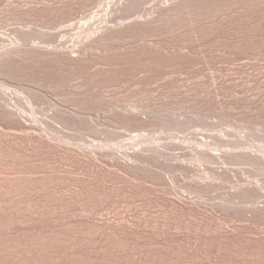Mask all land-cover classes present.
<instances>
[{"label": "rangeland", "instance_id": "374dc122", "mask_svg": "<svg viewBox=\"0 0 264 264\" xmlns=\"http://www.w3.org/2000/svg\"><path fill=\"white\" fill-rule=\"evenodd\" d=\"M135 1L0 0V264H264V0Z\"/></svg>", "mask_w": 264, "mask_h": 264}, {"label": "bare ground", "instance_id": "6f19581e", "mask_svg": "<svg viewBox=\"0 0 264 264\" xmlns=\"http://www.w3.org/2000/svg\"><path fill=\"white\" fill-rule=\"evenodd\" d=\"M138 1H139V0H138ZM138 1H137V2H138ZM137 2L135 1V3H137ZM140 2H141V1H140ZM145 2H146V1H145ZM184 2H185V1H184ZM131 3H132V2H131ZM135 3H134V4H135ZM138 3H139V2H138ZM177 3H178V2H177ZM181 3L183 4V0H182ZM181 3H180V4H181ZM192 3H193V2H192ZM166 4H167V3H166ZM185 4H186V2H185ZM131 5H132V4H131ZM142 5H143V1H142ZM172 5H173V4H172ZM174 5H175V4H174ZM174 5H173V6H174ZM177 5L179 6V3H178ZM186 5H189V2H188ZM190 5H191V2H190ZM125 6H126V5H125ZM128 6H129V5H128ZM132 6H133V5H132ZM137 6H138V4H137ZM135 7H136V6H135ZM166 7H167V6H166ZM170 7H171V6H170ZM179 7H180V6H179ZM179 7H178V8H179ZM182 7H183V6H182ZM184 7H185V6H184ZM123 8H124V7H123ZM163 8H165V7L163 6ZM172 8H174V7H172ZM186 8H187V7H186ZM125 9H126V8H125ZM127 9H128V7H127ZM127 9H126V10H127ZM129 9H130V8H129ZM169 9H170V8H169ZM122 10H123V9H122ZM122 10H121V11H122ZM126 10H125V11H126ZM166 10H167V9H166ZM172 10H173V9H172ZM176 10H177V9H176ZM181 10H182V9H181ZM181 10H180V11H181ZM186 10H187V9H186ZM168 11H169V10H168ZM123 12H124V11H123ZM129 12H130V10H129ZM165 12H166V11H165ZM121 13H122V12H121ZM125 13H126V12H125ZM127 13H128V10H127ZM160 13H161V11H160ZM173 13H174V12H173ZM178 13H179V12H178ZM178 13H177V14H178ZM162 14H163V13H162ZM168 14H169V13H168ZM168 14H167V15H168ZM171 15H172V14H171ZM175 15H176V14H175ZM160 16H161V15H160ZM162 16H163V15H162ZM162 16H161V17H162ZM168 17H169V16H168ZM173 17H174V16H173ZM162 19H163V18H162ZM131 23H132V22H131ZM131 23H130V24H131ZM152 23H153V22H152ZM152 23H151V24H152ZM72 24H73V23H72ZM72 24H69V25H72ZM74 24H75V23H74ZM121 24H122V23H121ZM124 24H125V23H124ZM139 24H140V23H139ZM147 24H148V23H147ZM75 25H76V24H75ZM122 26H123V25H122ZM128 26H129V25H128ZM131 26H133V25H131ZM69 27H70V26H69ZM71 27H73V26H71ZM110 27H111V26H110ZM110 27H109L108 31L110 30ZM121 28H122V27H121ZM126 28H127V27H126ZM69 29H71V28H69ZM112 29H113V28H112ZM114 29H115V28H114ZM114 29H113V30H114ZM122 29H123V28H122ZM132 29H133V27H132ZM65 30H66V29H65ZM61 31H62V30H61ZM110 31H111V30H110ZM110 31H109V32H110ZM130 31H131V30H130ZM103 32H105V31H103ZM115 32H116V29H115L114 32L112 31L111 33H115ZM92 33H93V32H92ZM95 33H97V32H95ZM107 33H108V32H107ZM115 34H116V33H115ZM115 34H114V35H115ZM103 35H104V34H103ZM108 35H109V34H108ZM110 35H111V34H110ZM112 35H113V34H112ZM101 36H102V35H101ZM0 37H1V36H0ZM2 37L4 38L3 35H2ZM2 37H1V38H2ZM102 37H103V36H102ZM105 37L107 38V36H105ZM112 37H113V36H112ZM3 38H2V39H3ZM106 38H105V39H106ZM30 41H31V40H30ZM88 41H89V40H88ZM14 42H15V41H14ZM93 42H94V41H93ZM19 43H20V42H19ZM12 44L14 45L13 42H12ZM12 44H10V46H11ZM80 44H81V42H80ZM82 44H83V43H82ZM85 44H86V43H85ZM93 44H94V43H93ZM17 45H18V44H17ZM17 45H16V46H17ZM22 45H23V43H22ZM89 45H90V44H89ZM10 46H9V47H10ZM23 46H24V45H23ZM82 46H83V45H82ZM85 46H86V45H85ZM92 46H93V45H92ZM92 46H91V47H92ZM94 46H95V45H94ZM0 47H1V46H0ZM14 47H15V45H14ZM14 47H13V49H14ZM18 47H19V45H18ZM21 47H22V46H20V48H21ZM78 47H79V46H78ZM83 47H84V46H83ZM3 48H4V47H3ZM6 48H7V47H6ZM35 48H36V47H35ZM88 48H89V47H88ZM4 49H5V48H4ZM10 49H11V48H10ZM15 49H16V48H15ZM24 49H25V48H24ZM24 49H23V50H24ZM79 49H80V48H79ZM79 49H78V50H79ZM93 49H95V48H93ZM20 50H21V49H20ZM20 50H19V51H20ZM33 50H35V49L33 48ZM36 50H37V49H36ZM86 50H87V49H86ZM1 51H2V50H1ZM4 51H6V50H3L2 52L4 53ZM7 51H8V50H7ZM7 51H6V53H7ZM24 51H25V50H24ZM87 51H88V50H87ZM91 51H93V50H91ZM22 52H23V51H22ZM22 52H21V53H22ZM29 52H30V51H29ZM29 52H28V53H29ZM33 52H34V51H33ZM89 52H90V51H89ZM0 53H1V52H0ZM3 53H1V54H3ZM8 53H10V50H9ZM8 53H7V54H8ZM15 53H16V52H15ZM23 53H24V52H23ZM26 53H27V52H26ZM28 53H27V54H28ZM30 53H31V52H30ZM30 53H29V54H30ZM44 53H45V52H44ZM81 53H82V50H81ZM1 54H0V56H1V58H2V56H3L5 53H4L3 55H1ZM10 54H11V53H10ZM16 54H17V53H16ZM82 54H83V53H82ZM11 55H12V54H11ZM19 55H20V54H19ZM21 55H22V54H21ZM23 55H24V54H23ZM13 56H14V55H13ZM15 56H17V55H15ZM37 56H38V55H37ZM44 56H45V55H44ZM5 57H6V56H4V58H5ZM18 57H19V56H18ZM18 57H17V58H18ZM24 57H25V56H24ZM6 58H7V57H6ZM12 58H13V57H12ZM22 58H23V57H22ZM52 58H53V57H52ZM2 59H3V58H2ZM7 59H9V57H8ZM19 59H20V58H19ZM5 61H6V60H5ZM13 61H14V60H13ZM6 62H8V61H6ZM1 63H2V60H1ZM3 64H4V62H3ZM5 94H6V95H5ZM7 94H8L7 92H5V93L3 94V92L1 93V91H0V110H2V111H0V113L2 112L3 114H8V115L11 116V118H12V116H13V118H14V117L17 118L18 116L20 117L21 114L19 113L20 111L18 110V108L21 107V106H19V107L16 106V103H15V102H12V101L14 100V99H13V95L10 94V93H9V95H7ZM11 102H12V103H11ZM30 105H31V104H30ZM11 106H12V107H11ZM17 107H18V108H17ZM30 107H31V106H30ZM22 108H23V107H22ZM24 109H25V108H24ZM30 109H32V108H30ZM17 110H18V111H17ZM32 110H33V109H32ZM35 110H36V109H35ZM35 110H33V111H35ZM3 111H4L5 113H4ZM37 111H38V110H37ZM37 111H36V112H37ZM48 111H49V110H48ZM50 111H52V109H51ZM54 111H55V109H54ZM54 111H53V112H54ZM56 111H58V110H56ZM56 111H55V112H56ZM59 111H60V110H59ZM30 112H32V111H30ZM39 112H40V111H39ZM60 112H61V111H60ZM70 112H72V111H70ZM2 113H1V114H2ZM21 113H22V112H21ZM48 113H49V112H48ZM48 113H47V116H48ZM68 113H69V112H68ZM68 113H67V114H68ZM135 113H136V112H135ZM3 114H2V115H3ZM23 114H24V112H23ZM27 114H28V113H27ZM31 114H33V113H31ZM36 114H37V113H36ZM36 114H34V115H36ZM41 114H42V113H41ZM54 114H55V113H54ZM71 114H72V113H71ZM136 114H137V113H136ZM34 115H33V116H34ZM42 115H44V114H42ZM49 115H50V113H49ZM52 115H53V114H52ZM52 115H50V116H51V117H54V116H52ZM57 115L59 116V114H57ZM72 115L74 116V114H72ZM75 115H77V114H75ZM23 116H27V115H23ZM29 116H31V115H29ZM33 116H31V117L33 118ZM45 116H46V115H45ZM1 117H2V116H1ZM35 117H36V116H35ZM39 117H40V116H39ZM41 117H42V116H41ZM70 117H71V116H70ZM5 118H6V116H5ZM8 118H9V117H8ZM11 118H10V119H11ZM13 118H12V119H13ZM36 118H37V117H36ZM47 118H49V117H47ZM59 118H60V117H59ZM12 119H11V120H12ZM17 119H18V118H17ZM20 119H21V118H20ZM24 119H25V118H24ZM24 119H23V120H24ZM28 119H29V118H28ZM30 119H31V118H30ZM30 119H29V122H30ZM34 119H35V118H34ZM34 119H32L33 122H34ZM41 119H42V118H41ZM41 119H40V120H41ZM44 119H45V118H44ZM44 119H43V120H44ZM50 119H52V118H50ZM72 119L75 120V117L72 118ZM6 120H7V119H6ZM25 120H26V119H25ZM40 120H38V118H37V122H38V123H39ZM56 120H58V119H56ZM14 121H15V120H14ZM17 121H18V120H17ZM19 121H21V120H19ZM35 121H36V120H35ZM44 121H45V120H44ZM47 121H49V120H47ZM51 121H52V120H51ZM58 121H59V120H58ZM4 122H5V121H4ZM21 122H22V121H21ZM31 122H32V121H31ZM33 122H32V123H33ZM49 122H50V121H49ZM49 122H48V123H49ZM22 123H24V121H23ZM38 123H37V125H38ZM45 123H46V122H45ZM45 123H44V124H45ZM48 123H47V124H48ZM50 123H51V122H50ZM54 123H55V121H54ZM54 123H53V124H54ZM18 124H19V123H18ZM39 124H40V123H39ZM47 124H45V125H47ZM91 124H92V123H91ZM23 125H25V126H23ZM37 125H35V123H34V124H29V123L22 124L23 127H27L26 129H28V130L30 129V132H31V130H38V126H37ZM50 125H51V124H50ZM11 126H12V125H11ZM17 126H18V125H17ZM22 126H21V127H22ZM44 127H45V126H44ZM54 127H56L55 124H54ZM9 129H10V128H9ZM39 129H40V128H39ZM43 129H44V128H43ZM45 129H46V127H45ZM49 129H50V127H49ZM52 129H53V127H52ZM52 129H51V130H52ZM3 130H4V129H3ZM7 130H8V129H7ZM46 130H47V129H46ZM0 131H1V129H0ZM15 131H16V130H15ZM22 131L24 132L25 130H22ZM38 131H39V130H38ZM41 131H43V130H41ZM41 131H40V132H41ZM48 131H50V130H47V134H48ZM16 132H17V131H16ZM28 132H29V131H28ZM30 132H29V133H30ZM34 132L36 133V131H33V133H34ZM43 132H44V131H43ZM52 132H53V131H52ZM11 133H12V132H11ZM31 133H32V132H31ZM31 133H30V134H31ZM41 133H42V132H41ZM202 133H203V132H202ZM206 133H207V132H206ZM38 134H40V133L38 132ZM42 134H43V133H42ZM44 134H45V132H44ZM49 134H51V132H50ZM49 134H48V135H49ZM200 134H201V133H200ZM48 135H47V136H48ZM52 135H53V134H52ZM202 135H204V134H202ZM208 135H209V134H208ZM208 135H207V136H208ZM41 136H42V135H41ZM49 136H50V135H49ZM205 136H206V135H205ZM212 136H213V135H212ZM38 137H40V136H38ZM133 137H134V136H133ZM133 137H132V138H133ZM138 137H139V136H138ZM210 137H211V136H210ZM135 138H136V136H135ZM205 138H206V137H205ZM50 139H52V138H50ZM50 139H49V140H50ZM59 139H60V138H59ZM46 140H47V139H46ZM62 140H63V139H62ZM126 140H127V139H126ZM128 140H129V139H128ZM133 140L135 141V139H133ZM133 140H132V142H133ZM137 140H138V139H137ZM139 140H140V139H139ZM149 140H151V139H149ZM218 140H219V139H218ZM51 141H52V140H51ZM58 141H59V140H58ZM123 141L125 142V140H123ZM129 141H130V140H129ZM220 141H221V140H220ZM54 142H55V141H54ZM60 142H61V141H60ZM138 142H139V141H137V143H138ZM141 142H142V141H141ZM150 142H151V141H150ZM153 142H154V141H153ZM156 142H157V141H156ZM223 142H224V140H223ZM225 142H226V141H225ZM125 143H126V142H125ZM129 143H130V142H129ZM129 143H128V144H129ZM143 143H144V142H143ZM158 143H159V142H158ZM56 144H57V143H56ZM120 144H121V143H120ZM139 144H140V142H139ZM159 144H160V143H159ZM203 144H204V143H203ZM118 145H119V144H118ZM118 145H117V146H118ZM125 145H126V144H125ZM125 145H122V147H123V146L125 147ZM140 145H141V144H140ZM119 146H121V145H119ZM137 146H139V145H137ZM144 146H145V145H144ZM157 147H158V146H157ZM150 148H151V147H150ZM199 148H200V147H199ZM199 148H198V149H199ZM202 148H203V147H202ZM261 148H262V147H261ZM91 149H93V148L91 147ZM145 149H146V148H145ZM253 149H255V148H253ZM79 150H82V149H79ZM96 150L98 151V149H96ZM133 150H134V149H133ZM139 150H140V149H139ZM141 150H142V149H141ZM141 150H140V151H141ZM155 150H156V149H155ZM158 150H159V149H158ZM84 151H85V150H84ZM90 151H91V150H90ZM92 151H93V150H92ZM100 151H101V150H100ZM100 151H99V152H100ZM160 151H161V150H160ZM193 151H196V150H193ZM197 151H199V150H197ZM197 151H196V152H197ZM94 152H95V151H94ZM102 152H103V151H102ZM130 152H131V151H130ZM135 152H136V151H135ZM135 152H134V155H135V154H137V155H138V154H141L138 150H137V152H139V153H135ZM191 152H192V151H191ZM96 153H97V152H96ZM105 153H106V151H105ZM249 153H250V152H249ZM257 153H259V152H257ZM262 153H263V151L260 152L259 154H262ZM100 154H101V153H100ZM109 154H110V153H108V156H109ZM126 154H127V153H126ZM131 154H132V153H131ZM96 155H97V154H96ZM101 155H103V154H101ZM104 155H105V154H104ZM137 155H135V156L138 157ZM198 155H199V156H203L204 158H206V161H207V159H208V161H215V160H217V161H215V163H216V162H220L219 159H218V157H216V155H218V154H216V155L214 154V155H215V156H214L213 154L209 153V150H206V149H205V150L200 149ZM251 155H252V154H251ZM117 156H120V155H117ZM117 156H115V157H117ZM130 156H132V155H130ZM135 156H134V157H135ZM140 156H141V155H140ZM143 156H145V155H143ZM240 156H241V155H240ZM247 156H248V154L246 155V158L250 157V154H249L248 157H247ZM256 156H258V154L253 155L251 158H248V160H249V161L251 160L250 162H254L255 164H257V166H259V168L262 167L263 170H264V155H261V156H258V157H256ZM89 157H90V156H89ZM94 157H96V156H94ZM97 157H98V156H97ZM99 157H100V156H99ZM103 157H104V156H103ZM103 157L101 158L102 160L106 159V157H105V158H103ZM111 157H112V156H111ZM120 157H121V156H120ZM126 157H129V156H126ZM134 157L132 156L131 158H134ZM195 157H197V156H195ZM243 157H245V156L243 155ZM112 158H113V157H112ZM121 158H122V157H121ZM201 158H202V157H201ZM204 158H203V159H204ZM216 158H217V159H216ZM98 159H99V158H98ZM118 159H119V157H118ZM118 159H117V161H118ZM124 159H125V158H124ZM126 159H127V158H126ZM197 159H199V157H198ZM107 160H108V159H107ZM110 160H111V159H110ZM114 160H115V158H114ZM114 160H113V161H114ZM108 161H109V160H108ZM125 161H126V160H125ZM125 161H123V162H125ZM127 161H128V160H127ZM127 161H126V162H127ZM129 161H130V160H129ZM115 162H116V161H115ZM119 162H120V160H119ZM123 162H122V163L120 162V163H121L120 165L122 166V167H121L122 169H124V168L129 169V170L132 171V173H133V171L136 170L137 168L139 169V167H136V169L133 170V168H134V166H133L134 164H133V163H132V166H133V167H132V166H129V164L127 165L128 162L125 163V164H124ZM110 163H112V162H110ZM129 163H130V162H129ZM130 164H131V163H130ZM115 166H116V163H115ZM115 166H114V167H115ZM119 167H120V166H119ZM140 167H142V166H140ZM116 168H118V164H117V167H116ZM144 168H145V166H144ZM262 168H261V169H262ZM119 169H120V168H119ZM129 170H128V171H129ZM147 170H149V169H147ZM118 171H119V170H118ZM131 171H130V172H131ZM137 171H138V170H137ZM137 171H135L136 174L138 173ZM144 171H145V170H144ZM149 171H150V170H149ZM149 171H148V172H149ZM139 172L141 173V171H139ZM151 172H152V171H151ZM154 172H155V171H154ZM154 172H153V175H154ZM156 172H157V171H156ZM124 173H126V172H124ZM128 173H129V172H128ZM132 173H131V174H132ZM134 174H135V173H134ZM141 174H143V173H141ZM144 174H145V173H144ZM148 174H149V173H148ZM157 174H158V173H157ZM129 175H130V174H129ZM138 175H140V174H138ZM131 176H132V175H131ZM136 176H137V175H135V177H136ZM142 176H144V175H142ZM142 176L140 175V177H142ZM145 176H146V175H145ZM147 176H148V175H147ZM138 177H139V176H138ZM140 177H139V178H140ZM148 177H150V176H148ZM154 177H155V176H154ZM161 177L165 178V177H164V174H163ZM146 178H147V177H146ZM149 179H153V177H152V178H149ZM149 179H147V181H148ZM160 179H161V178H160ZM160 179H159V180H160ZM168 179H169V178H168ZM172 179H173V178H172ZM174 179H175V178H174ZM174 179H173V180H174ZM170 180H171V179H170ZM200 180H201V179H200ZM149 181H150V180H149ZM166 181L169 182V181L166 180V179H165V182H164V181H163V182L166 183ZM171 181H172V180H171ZM157 182H158V181H157ZM160 182H161V181H160ZM197 182H198V181H197ZM201 182H202V184H203V180H201ZM204 182H206V181H204ZM158 183H159V182H158ZM170 183L173 184L174 182H173V181H172V182H169V183H167V185H168V184L171 185ZM176 184H177V183H176ZM202 184L199 183V187H200L201 189H202L203 187H207V186H208V185H205L206 183H204L203 185H205V186L202 187ZM207 184H208V183H207ZM164 185H165V184H164ZM171 186H172V185H171ZM193 186H194V185H193ZM257 186L259 187V185H257ZM254 187H256V185H255ZM254 187L251 188V189H252L251 192H253V191L255 192L254 189H256V191L259 190L258 187H257V188H254ZM203 189H204V188H203ZM257 189H258V190H257ZM245 192H246V191H245ZM254 192H253V194H254ZM248 193H249V191H248ZM257 193H258V192H255V195H258V196H259V194H257ZM244 194H245V193H244ZM246 194H247V193H246ZM251 196H252V193H251ZM253 196H254V195H253ZM258 196H256V197H258ZM245 198H246V197H245ZM259 209H260V208H259ZM258 211H259L260 214L263 213V215H264V208H263V207H261V209L258 210ZM258 211H257V212H258ZM261 212H262V213H261ZM255 215L257 216V214H255ZM260 216L262 217V215H260ZM260 216H257L258 219L260 218ZM254 217H255V216H254ZM263 217H264V216H263ZM255 218H256V217H255Z\"/></svg>", "mask_w": 264, "mask_h": 264}]
</instances>
